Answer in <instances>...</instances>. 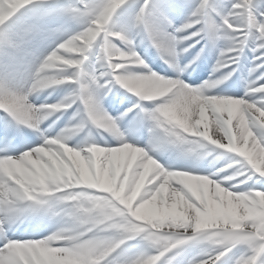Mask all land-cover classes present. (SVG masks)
<instances>
[{
	"label": "snow or ice",
	"instance_id": "obj_1",
	"mask_svg": "<svg viewBox=\"0 0 264 264\" xmlns=\"http://www.w3.org/2000/svg\"><path fill=\"white\" fill-rule=\"evenodd\" d=\"M127 2L128 0H75V3L64 6L61 9L62 13L73 21L79 22L82 30L60 42L47 54L40 62L43 64L41 71L48 66L46 58L49 56L79 61L77 67H65L64 74L80 85L78 98L83 101L88 110L90 106L95 105L92 97L93 86L102 85L98 84L95 77L91 79V84L87 83L82 66L89 59L90 51L99 48V60L105 63L106 68L109 69L108 75L113 78L109 80V83L114 81L129 92H137L140 87L149 91L153 88L159 89V98L152 95L146 97L136 95L140 98V103L128 110L132 112L139 109L144 120L151 123L150 132H160L162 138L172 144L200 143L201 140L209 143V140L201 135L207 133L212 141H218L225 147H217L215 143L209 144L224 149L227 153L236 154L238 159L229 163L231 167L227 170L235 168L238 175L236 179H233L236 183H232L233 180H214L209 176L189 174L185 171H167L164 167L154 164L153 158L149 155L139 153V147L124 142L122 137L119 147H93L92 145L72 152L67 150L73 148L69 146L56 149L63 155L65 166L71 167L85 179L91 180L94 177L102 187L112 188L118 183H134L135 192L127 201L128 203L141 194L142 190L151 194V202L141 209V213L146 218L157 213V201L167 199L170 207L167 213L161 212L162 215L176 220L183 217L190 221L186 227L166 229L165 233L160 234L166 236V240L162 243L146 239V234L143 233H125L114 221H108L93 228L92 232L84 238L87 239L103 229L119 233V239L110 244V254L128 241L142 239L156 249V254L136 260L133 264H161L166 254L189 242L201 239L204 226L210 224L215 231L223 232L227 240L210 243L214 246L213 251L196 264H224V258L236 248L242 251L239 256L232 259L231 264H264V174H261L260 165L256 159L258 154L264 153V11L260 10L264 5H257L255 0H231L227 11L222 13L210 3V0H199L188 22L176 29L177 35H170L152 23V16L159 10L146 11L149 9V0H145V4L137 13V22L144 25L153 46L162 54L165 63L178 73L191 67V64L186 65L185 69L178 67L176 61L180 52L177 46L195 41L183 48L182 51L186 53L204 40L209 44L217 41L227 42V47L219 52L214 69V72L231 69L224 75V80L235 73L236 69L233 65L238 64L240 55L250 45L254 62L250 75L260 73L248 84L242 98L210 96L214 99L198 101L196 98L189 100L186 96H177L170 104L169 101L178 91L198 93L201 89H193L178 78L165 79L151 73L145 63L139 64L135 58L111 59L102 51V45L107 41L115 45L122 54L131 56L136 53L133 50L132 41L125 34L113 31L109 26L114 14ZM46 3H49V0H0V44L13 46L10 23L13 18L26 8ZM182 6L188 5L185 3ZM160 15L163 17L162 12ZM98 25L102 31L98 29ZM97 31H99V37L96 36ZM183 33L188 34L179 35ZM117 34L120 39L115 38ZM89 37L94 43H91L89 47L82 45V54H72L73 51L69 47L71 42H78L80 39ZM117 42L122 43L126 50H122ZM203 52L204 47L197 53L196 59H199ZM137 56L142 60L138 54ZM192 63H195V60ZM120 65L123 67H119ZM133 66H139L147 70L149 74H131ZM126 75L135 77L142 83L133 87L124 79ZM12 80L7 72L0 76V111L8 114L19 125L40 132L41 124L32 120L21 97L10 85ZM155 81L161 83L156 84ZM221 82L216 81V83ZM208 87H210L208 84L203 86V88ZM144 101H155V105L151 110L147 109L143 106ZM61 104H68L71 107L72 100L62 101ZM93 119H99L97 113ZM103 119L110 120L108 117ZM218 122H222V131L230 133L229 137L221 135L217 130ZM112 128L114 130V124ZM4 135L6 138L9 135L14 136L7 125ZM41 135L43 136L42 145L24 151L18 157L0 156V232H3V225L22 209L19 203L20 197L24 198L25 205L32 208H48L49 205L45 201H55L60 206L55 213L67 219L70 214L76 212V202L64 201L63 197L87 191L82 188H67L51 197H42L26 187H21L20 182L24 177L30 173L39 174L50 164L55 163L50 155V149L55 147L51 143L53 140L66 143L63 134L56 138H49L43 132ZM230 145L234 148L233 151L226 150V147ZM86 149L89 151H85ZM226 171L219 170L215 175L218 177L221 172ZM172 181L175 183H170ZM212 182L219 187L211 186ZM249 182H251L249 190H239L241 185ZM224 184L230 187L222 186ZM222 189H226L227 192ZM29 196L35 198L29 200ZM236 200L240 202L239 211L235 204ZM48 238L49 236L40 240L6 242L3 247H0V264H62L63 257L53 249L65 245L49 246ZM110 254L101 261V264H106Z\"/></svg>",
	"mask_w": 264,
	"mask_h": 264
},
{
	"label": "bare ground",
	"instance_id": "obj_2",
	"mask_svg": "<svg viewBox=\"0 0 264 264\" xmlns=\"http://www.w3.org/2000/svg\"><path fill=\"white\" fill-rule=\"evenodd\" d=\"M198 2L199 0H149V9H146V11H150L151 9L159 10L152 16V23L156 26L159 25V23L161 24V21L165 20L163 17H166L171 22L174 21L177 26L178 23L175 21L184 20L188 22ZM70 3H75V0H49V3L44 5L26 8L22 10L17 17L13 18V21L10 22L12 24L11 34L13 46L0 44V76H3L7 72L14 81L22 82L34 71L35 67L44 59V56L55 49L60 42L70 37L69 34L54 37L51 35V30L54 25L46 22H39L41 17H55L61 12L64 6ZM185 3H187L188 6H182L185 5ZM210 3L222 13L226 12L227 8L230 6L228 4L230 3L229 0H210ZM255 3L257 5H264V0H255ZM144 4L145 0H128V2L114 14L109 26L113 31L125 34L127 38L132 41L133 50L146 61L148 64L147 68L151 70V73H155L165 79L169 78L171 80H176L178 78L193 89H205L203 88L204 85H201L202 83H196L197 79L202 76H206L208 80L212 82L224 80V75L228 71H231V69H224L220 72H214V69L217 59L219 58L220 50L227 47V42L225 41H217L214 44H209L206 40L202 41L206 45V49L200 54L199 59H196V56L201 48L196 47L190 52L185 53L182 50L187 47L190 42L178 45L177 50L180 52L176 61L178 67L185 69L186 65L191 64V67L185 69L187 76L183 78L180 77L179 73L174 68L170 67L168 63H165L160 52L159 57L164 61V63L160 64L147 52L146 48L140 52L139 49L141 50L143 48V41L142 39L139 40L136 36H138L141 23L137 22L136 17ZM260 10L264 11V6H262ZM160 12L163 13V17L160 15ZM76 26L78 27L76 32L82 30V25L79 22H77ZM173 28L176 27L171 26L169 30H173L172 32L174 33L175 29ZM20 33H23V35H19ZM117 43L121 49L125 48L122 43ZM250 47L246 48L244 57L238 61L240 73L233 74L223 88H219L212 94L219 97L233 95L242 98L244 96L248 84L254 80L256 76L260 75L259 72L255 75H250V69L254 66L253 53ZM193 60H195V63H192ZM83 67L82 71L87 78V83L91 84V79L95 77L98 84L102 85L100 86L102 87L101 94L96 93L97 86H93L92 91V97L95 104L98 106L97 118L103 119V117H108L111 120L112 115L116 113L117 119L113 123L114 130L112 127L109 129L98 127L93 120L89 118L88 112L82 113L79 106L73 107L72 111L66 114H64V111L56 113L40 125V132L30 129L27 126L19 125L10 116V121H8L5 114H0V130H5L8 124V127H11L12 130L18 131L19 133V153L16 157L30 148L42 145L43 136L41 132L49 138H53L57 131L66 128L69 130L65 138L66 145L76 150L85 149L92 145L99 147H115L120 141V138L125 135L127 139L133 142L141 143L142 145H152L156 158L158 156L163 160L171 161L175 163L176 166L184 168L186 172L188 171V165H194L198 167L202 173L209 174L210 178L214 180H225L227 176L238 175L235 168L228 169L226 172H221L218 177L215 175L220 169L226 168L229 163L238 159L236 154L227 153L224 149L216 148L214 145L202 140L200 143L172 144L164 140L160 132H150L151 123L144 120L139 109L132 112L128 111L134 108L137 103H140L139 97H137V100H134L131 105L122 110L118 109L117 103L112 104L111 101L108 103V98L105 93L110 91L112 87L114 89L113 92H117L119 91L117 86L121 85L114 81L109 83V80H113V78L108 75L109 69L106 68L105 63L99 60V48L91 51V56L88 61H85ZM233 68H235V65H233ZM131 74L148 75L149 72L139 66H133L131 68ZM76 91L77 90L73 87V83L64 84L54 89H49L38 97L34 96L31 100L32 103L37 105L57 104L62 101L72 100L73 106L75 102L79 104L83 103V101L78 98ZM119 97H121V95ZM154 105L155 101L143 102V106L150 110ZM121 107H123V105H121ZM125 113H127V115H124ZM3 132L4 131H0V142L3 137ZM12 150L14 149L12 148ZM8 154L10 155L11 152ZM208 154L210 157L206 160H202V158ZM170 183L174 184L175 181ZM232 183H236V181L233 180ZM250 183L251 182L241 185L239 190L246 191L250 188ZM222 186L230 187L228 184ZM94 192L95 190H87L86 194L91 195ZM59 207L60 206L55 201H50L48 208H32L25 206L3 225V232H0V241H17L19 238L29 235H40L47 238L65 226L66 217L55 213V210ZM108 238L111 241L118 240L119 233L110 232L108 233ZM129 242L135 247L130 254L121 259L119 264H133L136 260H142L146 258L143 256L144 251L152 248V246L139 238ZM213 247L214 246L209 242L197 239L166 254V256L162 258L161 264H196L197 261L202 259L204 254L206 257L209 252L213 251ZM241 251L242 249L240 248L233 249L232 253H229V255L224 258V264H231L232 259L239 256Z\"/></svg>",
	"mask_w": 264,
	"mask_h": 264
},
{
	"label": "clouds",
	"instance_id": "obj_3",
	"mask_svg": "<svg viewBox=\"0 0 264 264\" xmlns=\"http://www.w3.org/2000/svg\"><path fill=\"white\" fill-rule=\"evenodd\" d=\"M98 29L102 31V29ZM96 36L99 37V31L96 32ZM116 39H120L119 35L115 36ZM94 41L91 37L88 39H80L72 41L69 47L73 53L82 54L81 46L89 47ZM102 51L105 52L111 59H133L135 58L139 64H144L143 60L138 59L136 53L131 56L122 54L119 49L105 41L102 45ZM48 66L41 71L43 67L42 63H39L34 71L22 82L10 81V85L14 92L21 97L24 107L29 110V115L34 122L38 121L42 124L44 121L50 119L53 115L63 110H66L70 105L68 104H34L31 98L54 89L60 85L67 83H74L64 74L65 67H77L79 61L65 60L63 57L49 56L46 58ZM119 67H123L120 65ZM124 79L128 81L133 87H137L142 81L132 76H125ZM154 83L159 84L160 81ZM206 89H201L198 93H191L187 91H178L176 96L169 101L171 104L177 96L188 97L189 100L196 98L199 100H210L214 97L206 96L204 92ZM139 96L152 95L159 98L160 92L158 88H153L150 91L143 87H140L137 92H132ZM98 106L92 105L87 110L89 118L98 126L105 129L112 127L113 122L111 120L93 119V116L97 113ZM223 124L218 122L217 130L221 135L226 137L230 136V133H224L222 131ZM175 131V129H173ZM205 139L209 140V143H215L217 147H225L220 145L218 141H212L210 136L205 133L201 134ZM55 147L50 149V155L55 160L54 164H50L43 172L30 173L22 179L21 187L30 189L33 193H36L42 197H51L57 192H63L67 188H82L87 190H95L91 195L85 192L77 193L76 195H69L63 197L64 201H75L76 212L70 214L66 221L65 226L53 233L48 238L49 246L56 244H63L64 247L54 248L53 251L63 257L62 264H101V261L110 254L111 240L108 238V229H103L96 232L85 239L84 237L92 232L93 228L106 223L108 221H114L119 228L129 234H146L145 238L153 240L154 242L162 243L166 240V229H177L181 226L186 227L190 221L183 219H172L166 215H162L161 212L167 213L170 207L167 199L163 201H157L156 208L157 213L151 217L146 218L141 209L144 205H147L152 200V195L146 191L138 194L135 199L131 200V203L127 201L135 192V184L132 182L118 183L112 188H106L100 186L99 182L93 177L88 180L73 171L71 167H67L64 164L63 155L56 149H64L67 145L63 141L53 140L51 142ZM234 143V141H233ZM95 147V145H93ZM131 147V145H128ZM69 152L76 151V149L68 148ZM227 151H233L234 148L230 146L226 147ZM89 151V150H85ZM109 151V150H106ZM139 153L147 155L143 149L138 150ZM257 163L260 165L261 174H264V153L257 155ZM153 163L158 167H162L157 160L153 159ZM230 165L226 168L220 169V171H226ZM91 175V173H90ZM236 176H227L225 181L236 179ZM213 187H219L218 184L212 182ZM222 191L227 192L226 189ZM35 197L29 196L28 199H34ZM50 201H45L49 205ZM19 203L22 209L27 206L24 203V198H19ZM236 207L239 211L240 202L235 201ZM28 207V206H27ZM201 239L209 243L212 242H224L227 240V236L221 231H215L214 227L210 224L204 226V230L201 233Z\"/></svg>",
	"mask_w": 264,
	"mask_h": 264
},
{
	"label": "rangeland",
	"instance_id": "obj_4",
	"mask_svg": "<svg viewBox=\"0 0 264 264\" xmlns=\"http://www.w3.org/2000/svg\"><path fill=\"white\" fill-rule=\"evenodd\" d=\"M229 1H230V3H231V0H229ZM230 3H228V4L230 5ZM127 100H128V104H130V99L127 98ZM111 121L113 122L114 120L112 119ZM247 190H249V188H248ZM247 190H246V191H247ZM123 255H124V254L120 255V256H119V259H120ZM204 257H205V254L202 256V259H203Z\"/></svg>",
	"mask_w": 264,
	"mask_h": 264
}]
</instances>
